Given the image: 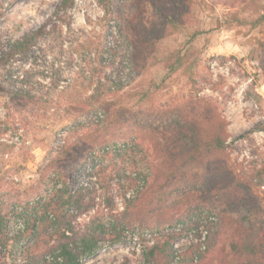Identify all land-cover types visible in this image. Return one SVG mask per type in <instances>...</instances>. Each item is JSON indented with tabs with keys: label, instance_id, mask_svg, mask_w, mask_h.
<instances>
[{
	"label": "rangeland",
	"instance_id": "obj_1",
	"mask_svg": "<svg viewBox=\"0 0 264 264\" xmlns=\"http://www.w3.org/2000/svg\"><path fill=\"white\" fill-rule=\"evenodd\" d=\"M157 1L173 6V0ZM60 2L0 0V55ZM183 7L187 12L177 26L155 38L151 30L162 24L151 0H74L54 17L55 29L34 46L32 57L0 66L2 213L38 195L40 168L52 159L71 180L80 167L89 169L90 160L108 163L114 156L151 184L167 168L165 126L176 125L175 111L188 121L208 113L210 125L223 123L226 146L205 166H193L200 175L197 188L169 193L168 204L175 216H195L199 233L208 225L219 229L200 264L232 258L229 241L240 223L247 225L246 209H227L223 191L247 183L264 205V0H192ZM178 55L183 64L168 72L166 62ZM109 72L124 81L114 92L93 97L98 79L105 81ZM20 87L34 98L17 102L10 93ZM61 132L65 142L57 144ZM104 149L114 155H102ZM113 193L120 211L123 190L115 185ZM194 233L188 229L175 245ZM157 234L156 227L136 223L122 243L81 264H147L143 251Z\"/></svg>",
	"mask_w": 264,
	"mask_h": 264
},
{
	"label": "trees",
	"instance_id": "obj_2",
	"mask_svg": "<svg viewBox=\"0 0 264 264\" xmlns=\"http://www.w3.org/2000/svg\"><path fill=\"white\" fill-rule=\"evenodd\" d=\"M151 2L161 15L162 24V28L152 29L151 34L160 38L169 28L177 26L187 12L183 6L189 7L192 0H173V6L162 5L157 0ZM73 5L74 0H61L55 12L44 22L9 41L0 55V66L6 67L15 59L32 57L34 46L55 29L57 17H54ZM3 13L1 10L0 18ZM113 62L112 59L108 65ZM183 62L180 55L176 61H167L168 72L175 71ZM103 78L105 81L98 79L93 97L114 92L125 79L112 72ZM10 94L17 102L34 98L30 91L21 87ZM177 111L176 125L165 126L167 168L151 184L143 173H128L114 156L108 163L97 158L90 160L89 169L80 167L71 180L66 179L63 168L53 159L41 167L38 180L42 188L36 197L13 205L8 213L7 210L2 213L0 203V264H81L100 249L122 243L126 229L134 228L136 223L158 230L153 243L143 251L145 263L203 262L217 243L219 229L208 225L207 236L202 239L198 219L192 215L184 218L172 214L174 205L168 204V197L169 193L187 186L193 190L197 188L200 175L191 168L205 166L222 153L228 134L220 119L215 125L209 124L208 113L188 121ZM110 154L113 153L103 150L102 155ZM115 185L123 190L124 206L120 211L116 208L113 193ZM129 188L133 191L127 196ZM223 192L225 207L229 210L244 207L243 219L247 222L246 226L240 223L236 236L230 239L232 258L225 255L223 264H264V205L244 182H238L234 188ZM83 214L88 218L81 220ZM188 229L195 231L193 237L176 246L175 242ZM121 264L129 263L126 259Z\"/></svg>",
	"mask_w": 264,
	"mask_h": 264
},
{
	"label": "built area",
	"instance_id": "obj_3",
	"mask_svg": "<svg viewBox=\"0 0 264 264\" xmlns=\"http://www.w3.org/2000/svg\"><path fill=\"white\" fill-rule=\"evenodd\" d=\"M65 142V133L64 132H61V133H59V135H58V138H57V144H63ZM199 228H200V226H199ZM201 238L202 239H205L206 238V236H207V228L205 229H203V228H201ZM177 246V245H176Z\"/></svg>",
	"mask_w": 264,
	"mask_h": 264
}]
</instances>
